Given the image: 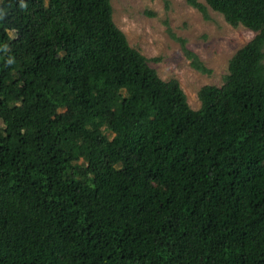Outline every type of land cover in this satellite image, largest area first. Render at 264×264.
Returning a JSON list of instances; mask_svg holds the SVG:
<instances>
[{"label":"trees","instance_id":"16d2710c","mask_svg":"<svg viewBox=\"0 0 264 264\" xmlns=\"http://www.w3.org/2000/svg\"><path fill=\"white\" fill-rule=\"evenodd\" d=\"M186 3L255 33L197 110L111 0H0V264H264V0Z\"/></svg>","mask_w":264,"mask_h":264},{"label":"rangeland","instance_id":"374dc122","mask_svg":"<svg viewBox=\"0 0 264 264\" xmlns=\"http://www.w3.org/2000/svg\"><path fill=\"white\" fill-rule=\"evenodd\" d=\"M111 6L113 21L130 47L149 61L161 80H176L194 110L200 107L199 89L220 87L232 56L255 35L242 26H230L209 8L205 20L186 0H111ZM183 43L208 73L191 67Z\"/></svg>","mask_w":264,"mask_h":264}]
</instances>
